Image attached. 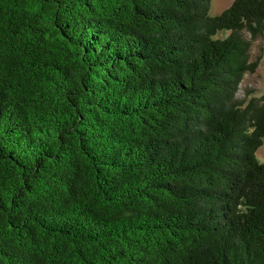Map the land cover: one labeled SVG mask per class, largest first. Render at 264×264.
<instances>
[{"label":"trees","instance_id":"trees-1","mask_svg":"<svg viewBox=\"0 0 264 264\" xmlns=\"http://www.w3.org/2000/svg\"><path fill=\"white\" fill-rule=\"evenodd\" d=\"M212 1L0 0V264H264V0Z\"/></svg>","mask_w":264,"mask_h":264},{"label":"rangeland","instance_id":"rangeland-1","mask_svg":"<svg viewBox=\"0 0 264 264\" xmlns=\"http://www.w3.org/2000/svg\"><path fill=\"white\" fill-rule=\"evenodd\" d=\"M235 0H213L210 15L216 16L228 9ZM227 33H220L219 37L225 38ZM249 38V36H247ZM260 58L255 73H248L244 76L240 85L238 96L250 100L264 94V34L252 43L251 61ZM259 162L264 163V144L257 151Z\"/></svg>","mask_w":264,"mask_h":264}]
</instances>
